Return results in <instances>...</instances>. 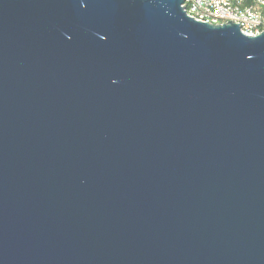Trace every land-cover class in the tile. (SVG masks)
Instances as JSON below:
<instances>
[{"label": "water", "instance_id": "water-1", "mask_svg": "<svg viewBox=\"0 0 264 264\" xmlns=\"http://www.w3.org/2000/svg\"><path fill=\"white\" fill-rule=\"evenodd\" d=\"M184 0H0V264H264V31Z\"/></svg>", "mask_w": 264, "mask_h": 264}, {"label": "built area", "instance_id": "built-area-1", "mask_svg": "<svg viewBox=\"0 0 264 264\" xmlns=\"http://www.w3.org/2000/svg\"><path fill=\"white\" fill-rule=\"evenodd\" d=\"M182 8L197 22L238 24L240 31L250 37L264 31V0H184Z\"/></svg>", "mask_w": 264, "mask_h": 264}]
</instances>
